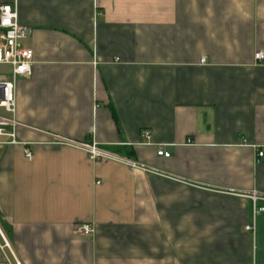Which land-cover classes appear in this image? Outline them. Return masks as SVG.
Instances as JSON below:
<instances>
[{
	"label": "crops",
	"instance_id": "0c3cea01",
	"mask_svg": "<svg viewBox=\"0 0 264 264\" xmlns=\"http://www.w3.org/2000/svg\"><path fill=\"white\" fill-rule=\"evenodd\" d=\"M4 4L32 30L15 120L33 158L0 145V264H264V213L244 230L264 195V0Z\"/></svg>",
	"mask_w": 264,
	"mask_h": 264
},
{
	"label": "built area",
	"instance_id": "2783aa9c",
	"mask_svg": "<svg viewBox=\"0 0 264 264\" xmlns=\"http://www.w3.org/2000/svg\"><path fill=\"white\" fill-rule=\"evenodd\" d=\"M32 30L29 27L21 25L18 17L16 5L4 4L0 6V66L7 67L10 72L5 76H0V145L4 146H23L24 153L28 160H32L33 154L27 145L22 144L17 139L18 122L15 120L16 114V89L17 84L22 79H28L32 76L34 65V53L32 49L27 48L24 42L31 37ZM254 60L257 64L264 66V51H257L254 55ZM205 64V60L201 61ZM1 112L11 116L5 117ZM142 138L147 144L151 143V133L143 131ZM3 140V141H2ZM67 145L80 147L89 154V159L92 162L113 159L106 151L100 149L95 144H75L66 142ZM159 156L170 158V153L160 148ZM264 158V148L257 152V162ZM123 163L137 169L138 167L129 160H122ZM252 204V222L244 227V230L249 233L255 232L256 219L264 213V195L260 193H250L246 196ZM79 233L84 237H89L94 233L93 226L90 224L83 225L79 228ZM4 247L8 244L5 242ZM255 264V263H253Z\"/></svg>",
	"mask_w": 264,
	"mask_h": 264
},
{
	"label": "rangeland",
	"instance_id": "374dc122",
	"mask_svg": "<svg viewBox=\"0 0 264 264\" xmlns=\"http://www.w3.org/2000/svg\"><path fill=\"white\" fill-rule=\"evenodd\" d=\"M10 72L7 67L0 66V76H5Z\"/></svg>",
	"mask_w": 264,
	"mask_h": 264
}]
</instances>
